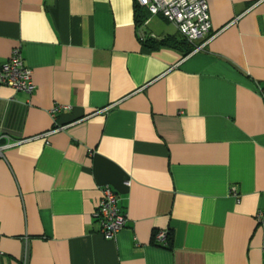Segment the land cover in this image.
<instances>
[{"label": "crops", "instance_id": "1", "mask_svg": "<svg viewBox=\"0 0 264 264\" xmlns=\"http://www.w3.org/2000/svg\"><path fill=\"white\" fill-rule=\"evenodd\" d=\"M206 2L186 53L135 0H0V63L35 84L0 85V264H264V0Z\"/></svg>", "mask_w": 264, "mask_h": 264}, {"label": "built area", "instance_id": "2", "mask_svg": "<svg viewBox=\"0 0 264 264\" xmlns=\"http://www.w3.org/2000/svg\"><path fill=\"white\" fill-rule=\"evenodd\" d=\"M135 2L147 10L150 15H160L169 23H172L177 31L193 44V51L202 48L195 42L198 39H209L211 20L206 0H135ZM0 85H6L16 91H24L31 94L35 89L32 80V70L23 60L19 47H14L6 62L0 63ZM60 107H54L57 112ZM6 145H0V156ZM236 195L235 189L231 190ZM95 219L100 228V234L105 239H113L116 233L125 225L126 214L117 205V195L109 186L101 188V199L95 211ZM263 211L256 213V220L262 222ZM168 236L167 231L154 233V242L164 245ZM27 249L23 253V264L27 263Z\"/></svg>", "mask_w": 264, "mask_h": 264}, {"label": "trees", "instance_id": "3", "mask_svg": "<svg viewBox=\"0 0 264 264\" xmlns=\"http://www.w3.org/2000/svg\"><path fill=\"white\" fill-rule=\"evenodd\" d=\"M147 10H144L142 7H140L136 2L134 3V19H135V24L136 26H140L143 21L146 18V13ZM180 34V33H179ZM141 41L147 42V40L145 41L142 38H139ZM154 40V39H151ZM155 42L156 46H169V47H173V48H179L182 45L188 44V41L186 40V38L184 36H182L181 34L179 35V38H177V36H166L163 39L160 40H156V41H152ZM189 45V44H188ZM191 46L189 45L186 49V53L189 52L191 50Z\"/></svg>", "mask_w": 264, "mask_h": 264}]
</instances>
